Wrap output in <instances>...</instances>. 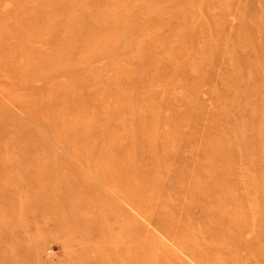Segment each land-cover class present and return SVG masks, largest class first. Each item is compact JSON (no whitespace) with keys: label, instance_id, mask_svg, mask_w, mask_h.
Returning <instances> with one entry per match:
<instances>
[{"label":"rangeland","instance_id":"obj_1","mask_svg":"<svg viewBox=\"0 0 264 264\" xmlns=\"http://www.w3.org/2000/svg\"><path fill=\"white\" fill-rule=\"evenodd\" d=\"M0 264H264V0H0Z\"/></svg>","mask_w":264,"mask_h":264}]
</instances>
